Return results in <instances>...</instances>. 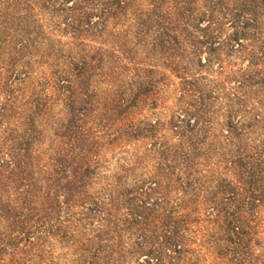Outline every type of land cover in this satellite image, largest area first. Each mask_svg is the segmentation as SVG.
Listing matches in <instances>:
<instances>
[{
  "label": "rangeland",
  "instance_id": "rangeland-1",
  "mask_svg": "<svg viewBox=\"0 0 264 264\" xmlns=\"http://www.w3.org/2000/svg\"><path fill=\"white\" fill-rule=\"evenodd\" d=\"M73 2L77 0H50L54 7L41 11L39 5L27 7L28 0H0V157L10 147L13 154L22 156L20 147H24L31 117L39 130L33 141L36 155L32 154L39 163L41 154L45 160L49 149L67 147L70 125L79 127L80 139L89 135L96 141L99 165L90 180L91 189H105L110 198L118 193L115 218L123 227L104 235L122 249L120 257H106V264L155 260L142 252L148 244L140 248L138 227L123 224L130 219L126 207H134L135 197L143 198L142 190L149 193L143 198L150 216L146 240L156 237L158 231L162 236L159 226L168 218L186 222V251L178 264H264V200L253 212H242L245 234L229 240L224 231L226 218L234 216L241 205L232 193L237 191L235 179L240 172L238 153L252 155L262 148L264 139V121L253 131L246 128L254 115L264 118V106L257 104L261 92L255 86L237 87V81L249 71L248 57L223 49L219 60L207 63L208 54L196 55L189 43L161 48L154 40L155 29L146 31L140 25L146 16L139 13L146 12L151 2L140 0L117 24L109 19L102 32L85 38L90 48L101 49L103 58L90 63L91 74L83 79L64 73L71 66L63 56L69 49L77 52L80 46L73 30L65 25L70 20L67 7ZM224 28L226 35L230 30L227 25ZM31 40L36 49L32 57L27 49ZM57 50L54 59L46 57ZM57 70L62 71L60 76L52 73ZM200 93L211 104V122L205 132L199 124L190 131L195 117L185 115L196 111ZM71 111L84 116L74 123ZM228 121L251 133L240 140L225 139ZM191 141L195 155L188 168L180 169L179 158L173 154L182 145L186 152L192 150ZM164 150L170 152L166 160ZM259 185L264 189V181ZM63 229L66 237L41 228L36 245L19 242L16 264H78L76 233ZM172 250L165 249L162 264H168Z\"/></svg>",
  "mask_w": 264,
  "mask_h": 264
},
{
  "label": "trees",
  "instance_id": "trees-1",
  "mask_svg": "<svg viewBox=\"0 0 264 264\" xmlns=\"http://www.w3.org/2000/svg\"><path fill=\"white\" fill-rule=\"evenodd\" d=\"M150 1V8L139 13L146 16L140 25L146 31L155 29L154 40L157 45L161 48H179L189 43L196 55L201 52L208 54L207 63L219 60L223 49L244 53L248 57L249 71L237 81V87H257L258 92H261L257 104L264 106V0ZM139 2L140 0H77V3L73 2L68 6L70 20L65 22V25L73 30L80 46L77 52L69 49L63 56L71 66L64 73L71 72V75L81 76L83 79L89 77L90 63L100 61L103 57L101 49L90 48L85 38H90L97 31L102 32L109 19H113V23L117 24L130 7ZM34 5H39L41 11L50 6L54 7L50 0H41V4L40 0H28L26 6L31 9ZM224 25L230 30L226 35L223 33L226 29ZM198 31L201 35L196 36L195 32ZM27 49L28 55L32 57L36 52L33 40L28 42ZM48 49L52 51V47ZM57 52L58 50L53 54L46 53V57L54 59ZM52 73L60 76L62 71ZM196 97V111L185 110V115L195 117L190 131L199 124L205 132L206 126L211 122L208 114L211 104L205 101L202 93ZM187 105L192 106L191 103ZM71 113L70 121L74 123L84 116L81 112ZM260 121H264V118L256 114L246 128L253 131ZM34 123L31 117L24 147H20L24 151L22 156L13 154L14 151L10 147L6 153L3 152V157H0V223L2 222L4 227V231L0 232V264H16L14 257L15 251L20 249L18 243L36 245V234L41 232V228L42 232L60 234L61 237L67 236L63 227L71 228L77 238L73 241L80 245L78 264H106V257L108 260L115 254L120 257L122 249L114 243L112 237H104L109 230L116 233L123 230L115 218L119 207L118 193L117 197L110 198L105 189H91L90 180L99 165L98 150L94 146L96 141L89 139V135L80 139L79 127L70 125L67 147L49 149L45 160L42 159L45 154H41L39 163L37 156H33L36 155L33 141L39 134ZM242 129L243 127L233 121H228L223 137H235L240 140L243 135L251 133H244ZM189 145L192 150L186 152L182 145L173 154L175 158H179L180 169L188 168L190 158L195 155V143L191 141ZM236 151H239V148ZM162 155L166 160L170 152L164 150ZM248 157L252 158V161H246ZM237 161L240 172L235 179L237 191L232 193L238 196L241 205L236 207L237 213L234 216L226 218L224 231L229 240L233 237L238 239L245 234L242 228L245 223L242 212H253L254 207L264 200V189H260L259 185L264 181V139L262 148H256L252 155L239 152ZM232 163L236 164V161ZM111 191L115 193L117 190ZM139 194L143 198L149 197L146 190ZM143 198L135 197L132 200L134 207H126L130 219L123 222L127 224L125 228L138 227L142 237L140 248L144 249L145 244H148L147 251L142 252H147L155 258L152 261L144 260L141 264H162L165 260L163 252L169 248H173L174 255L168 256V264H178L186 251L185 220L166 219L159 226L163 235L158 231L155 232L156 237L151 236L146 240L150 216L145 212L147 206ZM46 224L49 225L47 229L44 227ZM86 232L88 235H85ZM5 255L10 258L6 260L3 258ZM113 261H118V258Z\"/></svg>",
  "mask_w": 264,
  "mask_h": 264
}]
</instances>
